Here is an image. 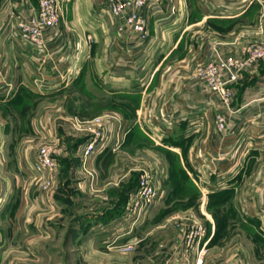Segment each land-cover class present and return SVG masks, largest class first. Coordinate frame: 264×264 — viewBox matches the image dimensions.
<instances>
[{
    "label": "crops",
    "instance_id": "1",
    "mask_svg": "<svg viewBox=\"0 0 264 264\" xmlns=\"http://www.w3.org/2000/svg\"><path fill=\"white\" fill-rule=\"evenodd\" d=\"M23 1L0 0V250L5 245L3 237L10 241V248L11 244L18 246L19 240H33L35 234H52L58 228L56 221L67 217L68 203L76 207L72 218L80 220L75 231L70 229V236L84 229L95 231L100 225L101 230L108 228L106 223L117 213L82 214L77 208L81 205L84 209L88 199L110 204L114 198L115 202L119 191L112 196L110 189L132 186L125 183L144 166L170 167L165 156L156 154L147 165L145 148L137 145L139 138H145L173 156L177 171L202 197L203 212L201 206L199 211L207 219L206 234L191 247L174 241V234L162 232L154 245L159 258L155 263L264 264V60L240 74L232 86L229 109L196 76L215 51L224 57H241L244 46L264 45V0H162L161 10L150 21L149 43L140 54L117 40L110 22V53L103 58V68L110 76L104 77L103 83L108 94L113 89L124 99H135L134 120L131 123L130 115H122L129 122L127 140L118 151L109 150L89 162L86 170L75 155L80 139L57 133L52 118L31 115L29 126L21 128L19 116L1 110L24 100L34 99L35 103L41 96L60 94L73 82L86 84V90L87 81L98 88L104 70L95 44L101 40V32L108 35L105 28L109 27L99 14L104 0H61L60 29L74 40V53L79 51L74 61L77 66L64 74L53 71L54 62L63 53L60 47L48 49L46 66L34 60L30 50L16 51L8 27L13 22L14 5ZM27 6L36 8V1L27 0ZM87 36L92 39L89 44ZM46 78L51 81L49 88L39 84ZM7 84L14 87L10 93L3 89ZM35 104L37 107L38 102ZM215 112L224 115L225 131L216 130ZM35 141L57 149L54 171L40 176L33 172L39 147ZM125 161L129 165L124 174V167L117 168L122 171L117 183L110 186L111 182L101 180L102 167L110 163L107 171ZM133 162L134 167H129ZM155 174L159 175L156 170ZM45 182H49L47 190L42 187ZM160 191L156 210L173 196L166 189ZM211 192L224 201L219 208L229 205L235 209V218L241 221L235 237H223L228 228L219 227L205 211Z\"/></svg>",
    "mask_w": 264,
    "mask_h": 264
},
{
    "label": "rangeland",
    "instance_id": "2",
    "mask_svg": "<svg viewBox=\"0 0 264 264\" xmlns=\"http://www.w3.org/2000/svg\"><path fill=\"white\" fill-rule=\"evenodd\" d=\"M262 14H264V11ZM263 17L264 15L262 18ZM104 25L106 26L107 24L104 22ZM59 28H61V26ZM109 28L108 26L105 28L108 35L102 34L104 32H101V40L99 43L95 44V48L97 46L95 54H97L96 57L101 63L100 66H102V70H104L103 63H105L103 58L110 53ZM60 30L62 34L69 36L67 31L64 32L63 29ZM77 45L80 44L77 43ZM108 74L109 73L104 70L102 76L98 78V88L94 89V85L91 84L90 86L89 81H87L89 90H86V84H76L73 82V84H69L60 94L36 98L35 103L38 102L37 107L36 104L33 103L34 99H31V101L24 100L22 103H19V105L3 106V110L1 111L3 114H15L19 116L21 118L19 119L21 128L27 125L29 126L31 115L36 118L48 116L50 119L52 118V123L53 121L56 123V125L53 126L57 129V133L60 132L67 136L75 135L77 136L76 139H80V143L76 147L77 149L86 139L87 133L86 131L75 130L72 127L71 120L73 118H77L81 121H90L99 116H116L125 120L122 115L126 113L130 115L129 120L131 123L134 120L132 113L135 110V100L132 98L124 99L121 94L116 93V91L114 92L113 89H110V94H108L105 90V82L103 83L104 77L110 76ZM133 77H136V75H133ZM27 116H30L28 120ZM87 131L90 132V129H87ZM81 139H83V141ZM34 145L39 146L37 150L38 155L39 149L44 145L43 143L41 145L37 144V141H35ZM137 145L140 149L145 148L147 165L153 163L151 156L156 154L158 156L160 155L162 158L165 156V160L170 162V170L167 171L169 168L164 166V164H161V168H159L160 165L157 164L159 166L157 169L144 166L138 175H136L137 172H131L133 174L130 177V182L128 181L125 183H130L133 187L130 186L128 188L125 186L120 190L119 187L117 189L116 187L110 189L112 196L117 190L119 191V194L115 197V202L114 198H111L112 201L110 200V204L105 202L103 204L99 202L94 203L91 199H88L84 202V209L80 208L81 205H79L77 210L82 212V214H104L109 212L111 214L121 209L120 215L116 214L114 218L110 217V220L106 223V225L109 224L108 228L101 230L100 226L102 225H100L95 231L90 232L91 230L84 229L82 232L80 231L79 234H75L76 236H70V229L74 230L76 224L80 220L78 218H72L76 212V207L74 203H68L67 206L71 209L67 217H62L60 220L56 221V223H58L56 226L60 228L53 229L52 234L47 236L35 234L33 237L34 241L32 239H26L24 241L19 240L18 246L11 244L10 248V241L3 237V245H5L0 250V264H145L144 260L146 258L154 260L152 264H156L155 261L159 262V258L155 255L154 245L157 241L156 239L161 238L160 234L162 232L174 234V241L183 242L185 244H187V234L192 228V225L197 224L202 226L206 234L207 219L205 215L201 214L199 211L201 206L203 212L204 203L201 204V202H203L201 201L202 197L195 188L187 185L182 172L177 171L178 169L173 156L169 155L167 152L164 153L161 148L145 138H139V140H137ZM55 150L57 151L56 148ZM123 163L124 165L119 167L114 166L115 168L111 167V169L109 167L110 171H106L110 163L105 165V168L102 167V171L100 172L101 180L111 182L112 184L110 186H113V183H117L119 180L117 175L122 173L121 170L118 172L117 168L122 169V167H124V174L127 169L126 165H129L127 161ZM134 165L133 162L129 167H134ZM155 170L159 173L158 176L155 174ZM161 173L162 177L160 175ZM142 176L149 177L152 185L154 184L155 188L159 191V194L161 192L160 190L166 189L168 190L167 194L171 193L173 196L164 199L157 210L155 209L151 212L150 208V213H141V218L135 216V220L134 218L127 219L128 217L124 219V209L128 197L136 190L138 180ZM35 177L39 178L38 176ZM158 181H160L159 185L156 183ZM127 188L130 190L125 194L124 191ZM173 191L175 192L173 193ZM216 193L217 192H211L207 195L205 211H207L210 218L213 219L214 223H217L219 227L226 226L228 228L227 235L225 234L226 229H224L223 237H235L233 233L237 232L239 229L238 225H241V221L235 218V209L230 208L229 205L223 209L219 208V198L214 197ZM210 195L213 197L209 203ZM232 206H234V204H232ZM64 230L66 234H63ZM216 241H218V239ZM30 243L31 245H28ZM27 245L30 248L28 250L25 249ZM158 249H161V247L158 246Z\"/></svg>",
    "mask_w": 264,
    "mask_h": 264
},
{
    "label": "built area",
    "instance_id": "3",
    "mask_svg": "<svg viewBox=\"0 0 264 264\" xmlns=\"http://www.w3.org/2000/svg\"><path fill=\"white\" fill-rule=\"evenodd\" d=\"M35 1L36 8L27 6V0L14 5L13 22L8 27L11 42L18 53L30 50L34 55L33 59L45 66L50 56L48 49L50 50L52 46L60 47L63 53L54 62L56 70L53 71H64L63 74L71 72L74 66H77L74 62L76 52L74 53L75 45L72 43L74 41L72 37L59 34L62 15L61 0ZM161 6L162 0H104L103 10L99 11V14L103 16L109 27L111 22L117 40L125 48L131 45L133 53L140 54L146 49L150 40L151 18L155 12L161 10ZM86 41L87 44L91 43V37L87 36ZM68 58H71V61H68ZM263 59L264 45L261 44L244 46L241 57H224L215 51L212 60L198 68L196 76L208 87L221 105L229 109L233 97L232 86L238 81L240 74ZM39 84L43 88H49L51 81L46 78ZM3 89L6 93H10L14 87L7 84ZM213 118L216 130L225 131L227 122L224 115L221 112H215ZM71 125L75 130L87 133L86 139L76 149L75 154L84 170L89 162L105 152L118 151L129 133L128 122L116 116H99L90 121L73 118ZM87 129H90V132ZM55 154L56 150L53 146H42L38 151L33 172L40 176L44 172L54 171L58 166L54 158ZM48 186L49 182H45L42 187L47 189ZM159 197V191L154 184L152 185L149 177L142 176L138 180L136 190L128 197L124 219L128 217L127 219L135 220V216L141 218L140 214L150 213V208L153 212ZM204 235L205 229L202 226L192 225L186 238L188 247L193 246Z\"/></svg>",
    "mask_w": 264,
    "mask_h": 264
},
{
    "label": "trees",
    "instance_id": "4",
    "mask_svg": "<svg viewBox=\"0 0 264 264\" xmlns=\"http://www.w3.org/2000/svg\"><path fill=\"white\" fill-rule=\"evenodd\" d=\"M35 1V0H34ZM134 99V98H133ZM135 100V99H134ZM128 137V136H127ZM126 140H127V138H126ZM133 187V186H132ZM130 189H126L124 192H125V194H126V192H128ZM128 194V193H127ZM213 197V196H212ZM211 195H210V200H209V203H210V201H211ZM214 197L215 198H217L218 197V194L216 193V194H214ZM127 200V199H126ZM224 202V201H223ZM223 202H220V200L218 199V206H220V205H222L223 204ZM121 208V207H120ZM121 210V209H120ZM120 210H118V212H116L117 214H119V213H121V211ZM116 213H114V214H116ZM113 214V215H114Z\"/></svg>",
    "mask_w": 264,
    "mask_h": 264
}]
</instances>
